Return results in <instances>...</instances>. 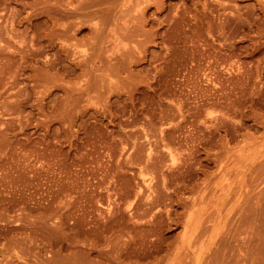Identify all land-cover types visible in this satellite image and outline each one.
<instances>
[{
    "label": "rangeland",
    "instance_id": "374dc122",
    "mask_svg": "<svg viewBox=\"0 0 264 264\" xmlns=\"http://www.w3.org/2000/svg\"><path fill=\"white\" fill-rule=\"evenodd\" d=\"M157 3L0 0V264H264V0Z\"/></svg>",
    "mask_w": 264,
    "mask_h": 264
},
{
    "label": "bare ground",
    "instance_id": "6f19581e",
    "mask_svg": "<svg viewBox=\"0 0 264 264\" xmlns=\"http://www.w3.org/2000/svg\"><path fill=\"white\" fill-rule=\"evenodd\" d=\"M124 2V4L123 5H125V4H128V3H126L125 1H123ZM163 2V0H158V3H157V6H156V8H155V11H157V12H160L161 11V3ZM141 4H143L142 2H141ZM122 5V6H123ZM139 6H141V5H139ZM141 9V12H140V15H139V17L138 18H144L146 15H148L147 14V12L144 10V8H140ZM156 13V12H155ZM147 17V16H146ZM65 32H67V31H65ZM149 154H151V151L149 152ZM172 154H173V152H172ZM173 156V155H172ZM170 157V156H169ZM172 158V157H171ZM148 182V181H147ZM150 182H148V184L147 185H150L149 184ZM201 203V202H200ZM200 203H197V205L198 204H200ZM193 204H196V202H194ZM196 213V212H195ZM195 213L193 214V216L195 215ZM192 216V219L194 218ZM199 218H201V217H199ZM192 219L190 220V224H191V221H192ZM200 220L202 221V219H199V222L198 223H200ZM196 222L197 221H195L194 222V224H196ZM197 226V225H196ZM192 228H193V226H192ZM194 228H196L195 226H194ZM39 229V228H38ZM40 229H42V228H40ZM36 231H39V230H37V228H36ZM192 231H194V230H192ZM40 232V231H39ZM46 238H47V236H46ZM46 238H44V239H46ZM48 239V238H47ZM46 241H48V240H46ZM49 261V260H48Z\"/></svg>",
    "mask_w": 264,
    "mask_h": 264
}]
</instances>
